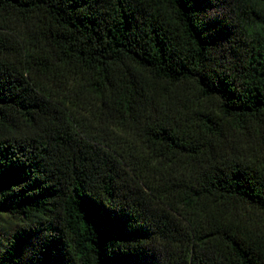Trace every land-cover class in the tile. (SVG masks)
Segmentation results:
<instances>
[{"label": "trees", "instance_id": "trees-1", "mask_svg": "<svg viewBox=\"0 0 264 264\" xmlns=\"http://www.w3.org/2000/svg\"><path fill=\"white\" fill-rule=\"evenodd\" d=\"M0 264H264V0H0Z\"/></svg>", "mask_w": 264, "mask_h": 264}]
</instances>
